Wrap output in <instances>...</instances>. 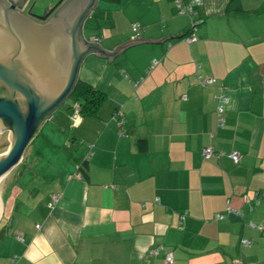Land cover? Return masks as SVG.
<instances>
[{
  "label": "crops",
  "instance_id": "1",
  "mask_svg": "<svg viewBox=\"0 0 264 264\" xmlns=\"http://www.w3.org/2000/svg\"><path fill=\"white\" fill-rule=\"evenodd\" d=\"M196 9L189 44L191 18L174 0L98 1L84 36L107 51L180 37L130 46L112 62L88 58L79 79L106 95L98 117L48 120L0 182L4 264H166L170 251L172 264H264V237L249 226L264 224V0H203ZM198 75L215 82L203 87ZM206 147L223 155L204 159Z\"/></svg>",
  "mask_w": 264,
  "mask_h": 264
},
{
  "label": "water",
  "instance_id": "2",
  "mask_svg": "<svg viewBox=\"0 0 264 264\" xmlns=\"http://www.w3.org/2000/svg\"><path fill=\"white\" fill-rule=\"evenodd\" d=\"M99 0H60L43 16L23 14L28 0H0V123L10 146L0 155V181L23 160L54 112L71 99L92 55L114 61L126 48L161 39L129 40L107 51L84 36Z\"/></svg>",
  "mask_w": 264,
  "mask_h": 264
},
{
  "label": "built area",
  "instance_id": "3",
  "mask_svg": "<svg viewBox=\"0 0 264 264\" xmlns=\"http://www.w3.org/2000/svg\"><path fill=\"white\" fill-rule=\"evenodd\" d=\"M203 0H190L189 2H186L185 0H174V6H175V10L178 14H184L187 15L191 18V32L186 34L182 40H184L187 43H193L197 40V37L195 35V30H197V26H198V21H195V18L198 15L197 12V7H199L200 5H202ZM133 30L134 32H136V34L138 33H142V27L139 24H135L133 26ZM139 36V35H137ZM198 81L199 84L203 87H207L209 85H212L215 80L213 78H204L201 75H198ZM214 100L216 102V108H217V117L219 120V127L223 128L224 127V113H225V108H226V104H227V98L225 97V95H223V92L220 94H217L214 96ZM80 112V107L78 105L73 107V112H72V118L74 120V122H77L78 119L80 118L79 115ZM119 127L122 129L121 130V135L122 136H126L127 132L125 131V129L123 128V119L120 118L119 119ZM88 152L86 154V156H84L87 160H89V157H91L93 155V146L92 145H88L87 146ZM223 153L219 152L218 150H216V148L214 147H206L202 150V156L204 159H211L213 157H217L219 158L220 156H222ZM230 158L233 160L234 163H238L240 160V157L238 154H230ZM77 169L79 171V178L83 179L84 178V174L81 172L80 167L77 165ZM264 195V194H263ZM58 200L57 196H54V202H56ZM246 205L250 208V210H252L253 208V201L251 199H247L246 200ZM228 214H233V215H237L239 216L241 219H244L245 214L241 211H237V210H233L231 208H228L227 211ZM225 216L224 214H217L216 215V219L221 220L223 219ZM249 226L251 228H254L256 230H258L262 236L264 237V224H255L253 222L249 223ZM243 243L247 246L251 245L253 242L251 240H243ZM163 250V247H157L155 249H153L152 254L157 256L159 255V253ZM174 262V255L173 252H168L166 254V258H165V263L166 264H172Z\"/></svg>",
  "mask_w": 264,
  "mask_h": 264
},
{
  "label": "rangeland",
  "instance_id": "4",
  "mask_svg": "<svg viewBox=\"0 0 264 264\" xmlns=\"http://www.w3.org/2000/svg\"><path fill=\"white\" fill-rule=\"evenodd\" d=\"M60 0H31L29 8L26 10V14H30L32 16H43L46 12L51 10ZM47 5H43L46 4ZM51 4V5H50ZM50 5V6H49ZM49 7V8H47ZM90 23L88 24V26ZM87 63V64H86ZM91 63L89 59L85 61L83 64V67L81 68L80 72L84 74L85 72L88 73L87 71L89 70L88 64ZM97 67L99 65L97 64ZM74 102L72 99L67 100V102L50 118V120H73L72 116L67 114V109L70 106H73ZM82 120V118L80 119ZM10 146V133L7 131L5 128H3V125L0 123V155L4 154L7 149ZM32 148L39 150V143H34L33 146L29 149V154L32 153ZM1 182V181H0ZM1 250L0 249V264H4L5 259H2L1 257Z\"/></svg>",
  "mask_w": 264,
  "mask_h": 264
},
{
  "label": "trees",
  "instance_id": "5",
  "mask_svg": "<svg viewBox=\"0 0 264 264\" xmlns=\"http://www.w3.org/2000/svg\"><path fill=\"white\" fill-rule=\"evenodd\" d=\"M71 99L80 107V118H95L98 117L99 110L106 101V95L96 86L79 79L73 90ZM70 109H72V107ZM141 146L144 148V142H142ZM88 161L89 160L83 156L78 162V166L84 174Z\"/></svg>",
  "mask_w": 264,
  "mask_h": 264
},
{
  "label": "flooded vegetation",
  "instance_id": "6",
  "mask_svg": "<svg viewBox=\"0 0 264 264\" xmlns=\"http://www.w3.org/2000/svg\"><path fill=\"white\" fill-rule=\"evenodd\" d=\"M23 14H25V15H27V16H29V15H30V14H29V15H28V14H26V13L24 12V10H23Z\"/></svg>",
  "mask_w": 264,
  "mask_h": 264
},
{
  "label": "bare ground",
  "instance_id": "7",
  "mask_svg": "<svg viewBox=\"0 0 264 264\" xmlns=\"http://www.w3.org/2000/svg\"><path fill=\"white\" fill-rule=\"evenodd\" d=\"M0 210H1V207H0Z\"/></svg>",
  "mask_w": 264,
  "mask_h": 264
}]
</instances>
